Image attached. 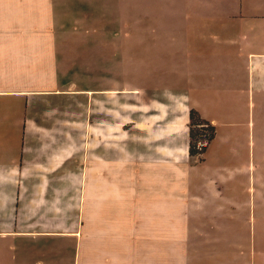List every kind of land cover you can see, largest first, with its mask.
I'll use <instances>...</instances> for the list:
<instances>
[{
  "label": "crops",
  "instance_id": "0c3cea01",
  "mask_svg": "<svg viewBox=\"0 0 264 264\" xmlns=\"http://www.w3.org/2000/svg\"><path fill=\"white\" fill-rule=\"evenodd\" d=\"M193 110L216 129L200 165ZM133 163L151 183L131 190ZM174 215L210 246L154 264H264V0H0V261L43 264L47 238L81 264L88 230L142 239L140 219Z\"/></svg>",
  "mask_w": 264,
  "mask_h": 264
},
{
  "label": "rangeland",
  "instance_id": "374dc122",
  "mask_svg": "<svg viewBox=\"0 0 264 264\" xmlns=\"http://www.w3.org/2000/svg\"><path fill=\"white\" fill-rule=\"evenodd\" d=\"M137 21L138 18H131V24L134 25L135 28V32L132 33V39L134 37H138V25H137ZM148 50L152 52H156L157 53V57L159 58V62L162 64V66L169 68L171 65V51L173 49L170 48H163L160 50ZM147 50H143V51H147ZM138 50H132V58H131V62L137 60L134 57V52H137ZM181 66V64H180ZM167 76V75H166ZM170 75H168L167 77H169ZM165 80V79H164ZM170 81V80H169ZM171 83V81H170ZM190 117H189V123H188V131L190 130ZM213 126V125H212ZM202 129V127H200ZM207 130V126L204 127ZM199 129L197 126L195 127V130L198 132ZM190 133V131H189ZM200 133V132H199ZM208 132H203L201 134H206L207 135ZM190 140V137H189ZM196 144H197V149H200L201 147L206 145V141H205V136L200 135L196 138ZM147 146V145H146ZM217 145H215V147H213V149L211 150L210 155L211 156H216L217 155V150H216ZM141 148V146H140ZM139 148L138 145L136 146H132L130 148V152H132L134 154V152H141V149ZM139 149V150H138ZM202 158V157H201ZM209 162L210 164L215 163V159H213L212 157L209 158ZM190 163L191 164H197L200 165L201 161H199V158H193L190 159ZM135 164H130L129 165V169L133 168L131 170V175H133L131 178V182L130 186L131 190L136 189L138 186L143 187L144 185L150 184L151 180L149 178H145L144 176H138L139 172L138 170H140L138 167H133ZM129 178V179H130ZM94 180L92 181V183L97 184V183H102V184H108V180L113 183V181L115 180V178L113 177H105V178H100L98 176H96L95 178H93ZM100 179H102V181H100ZM124 179H126V181L128 180L127 177H124ZM164 180L166 178H163ZM67 180V178L65 179ZM100 181V182H99ZM116 181V180H115ZM171 181V179H170ZM168 180V182H170ZM117 184L119 185H123V178L119 179L116 181ZM163 184H166L163 182ZM172 185H177L176 182L170 183L168 186H172ZM166 186V185H164ZM132 195V194H131ZM61 196H67V193L65 192H61ZM134 197V196H133ZM181 199V198H180ZM132 205H133V200H132ZM145 208H147V213L152 212L153 210L151 209V205L149 203H147L145 205ZM168 211L170 214H176L178 212V210H166ZM180 211V210H179ZM150 214V213H149ZM171 216V215H169ZM174 217H176L174 215ZM170 218V217H168ZM161 219V223H150L149 219H140L139 223H137V226L140 228L139 233L141 234L142 239H131V240H125V241H119V240H114V241H99V240H94V235L90 232V230H88V233L90 235H87L86 237L89 238L84 239L81 242V250H82V257L80 258V262L81 264H94V253H98V254H104L105 250H118V249H128L131 250V252L134 250L135 252L131 253L132 256L130 257V261H128L127 257H115V258H111V256H107L104 255V258H101V262L103 261V263L105 264H113V262L115 261V264H154L155 260L159 261L160 258H156V255L160 254V250H162V252L164 253H169L170 250H184L185 248H192V247H207L208 244L210 246V242L208 241H203V240H187V235L186 233L188 232L187 227H186V223H184L182 221V219H178L176 217V221H174L173 225L170 224H166L165 221H170V219ZM160 219H158L159 221ZM89 228V226H88ZM91 228V227H90ZM200 232L202 227H198ZM198 230V231H199ZM189 231H193L192 228H190ZM171 232H174L173 234H171ZM155 236L157 237V239H155ZM159 236V238H158ZM160 236L162 238H160ZM146 237V238H145ZM153 237V238H152ZM55 238V237H54ZM145 238V239H144ZM3 246L7 247L8 243L6 244H2ZM212 245V244H211ZM3 250V249H2ZM75 251V247L68 245V242L62 239H47V238H43V239H37L35 241V252H40V254H38V256H36V261H41L43 264H74V258H73V254ZM6 251L4 250L2 253L4 254ZM130 252V251H129ZM140 253L141 256H135V253ZM182 252V251H181ZM1 255V253H0ZM159 257V256H157ZM179 258V257H178ZM119 259V260H118ZM122 259V260H120ZM163 261V264H165V261L168 260H176L177 258L174 257L172 258L171 256H164L161 258ZM182 259V258H180ZM96 260V259H95ZM118 260V261H117ZM0 264H4L3 261H0Z\"/></svg>",
  "mask_w": 264,
  "mask_h": 264
},
{
  "label": "trees",
  "instance_id": "16d2710c",
  "mask_svg": "<svg viewBox=\"0 0 264 264\" xmlns=\"http://www.w3.org/2000/svg\"><path fill=\"white\" fill-rule=\"evenodd\" d=\"M189 126H190L189 157L190 159L199 158V161L203 162L204 161L203 156L206 154L209 145L216 137V129L210 123L203 120L200 114L194 110L190 112V125ZM196 126L199 129H201L200 127H202V129L197 132L195 130ZM205 126L208 127L207 130L204 128ZM202 131L208 132L207 135L201 134ZM200 135L205 136L206 145L201 147L200 149H197L196 138Z\"/></svg>",
  "mask_w": 264,
  "mask_h": 264
}]
</instances>
